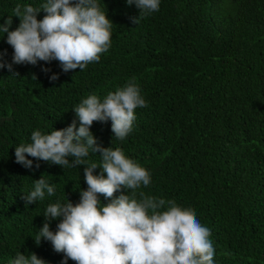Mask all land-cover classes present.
<instances>
[{"label": "trees", "instance_id": "1", "mask_svg": "<svg viewBox=\"0 0 264 264\" xmlns=\"http://www.w3.org/2000/svg\"><path fill=\"white\" fill-rule=\"evenodd\" d=\"M45 2L0 0V25L17 4ZM97 3L113 24L111 46L99 62L67 73L58 61L0 68V264H11L18 252L62 264L64 254L50 242L37 245L36 236L48 204H64L66 197L75 205L87 189L85 166L26 157L33 161L29 170L15 163L14 148L31 143L33 131L68 127L88 95L103 101L132 78L148 107L135 110L123 141L114 137L110 121H94L90 132L97 144L121 148L150 173L137 199L143 192L194 210L210 229L213 264H264V0H160L159 11L137 24L135 4ZM18 25L12 17L9 31ZM6 38L0 32V63L10 64ZM53 74L58 79L50 82ZM99 155L90 151L84 159L99 166ZM100 174V168L93 171ZM42 175L55 195L25 206L22 196ZM98 199L101 206L110 202ZM57 223L50 222L51 231Z\"/></svg>", "mask_w": 264, "mask_h": 264}, {"label": "clouds", "instance_id": "2", "mask_svg": "<svg viewBox=\"0 0 264 264\" xmlns=\"http://www.w3.org/2000/svg\"><path fill=\"white\" fill-rule=\"evenodd\" d=\"M126 3L139 9V16L132 19L137 24L159 11L160 0ZM41 11L45 15L37 20ZM12 17L19 19V25L9 31ZM112 27L97 0H46L40 7L17 4L13 15L0 25V32L7 34L6 43L13 49L11 63H0V68L7 67L11 72L13 64L35 66L38 61H58L64 73L82 71L88 64L99 62L101 54L108 51ZM49 79L55 81L58 76L53 74ZM146 107L132 78L123 88L109 92L103 101L95 94L88 95L73 109L76 119L68 127L50 134L33 131L31 143L14 148L15 163L29 170L33 161L26 157L58 166H85L87 189L80 191L79 202L74 205L65 197L64 204H48L36 236L37 245L44 240L55 252L64 254L62 264L68 260L75 264H213L210 229L201 225L194 210L143 192L137 199L136 190L149 186L150 173L127 158L121 148L97 144L90 132L94 121H110L114 137L123 141L132 131L135 110ZM90 151L100 154L99 166L84 159ZM39 167L37 163L35 168ZM97 168L101 174L93 175ZM121 189L129 190L128 194ZM117 192L121 194L113 198ZM45 193L55 195V186L42 175L35 181L34 190L22 196L25 206L43 200ZM98 195L110 202L101 206ZM165 205L167 209L161 211ZM53 220H59L55 232L50 230ZM11 264L46 262L34 253L26 256L18 252Z\"/></svg>", "mask_w": 264, "mask_h": 264}]
</instances>
